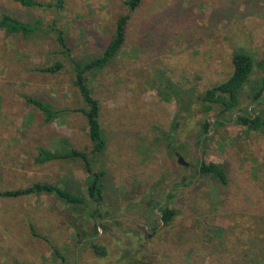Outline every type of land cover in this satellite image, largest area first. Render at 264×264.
Listing matches in <instances>:
<instances>
[{
	"label": "rangeland",
	"instance_id": "1",
	"mask_svg": "<svg viewBox=\"0 0 264 264\" xmlns=\"http://www.w3.org/2000/svg\"><path fill=\"white\" fill-rule=\"evenodd\" d=\"M124 1L64 0L57 9L0 0V14L43 28L27 36L0 29V191L42 181L86 194L81 160H34L37 146L54 149L62 136L105 172L102 200L87 206L50 193L0 197V264H230L228 251L213 249L212 232L264 215V135L235 124L237 112L203 134L219 107L204 110L198 98L231 74L234 50L264 57V0H142L116 57L87 73L107 140L93 156L72 63L49 27L63 30L75 60L94 58L127 11ZM56 61L57 72L37 70ZM261 75L255 66L241 107L264 117V94L248 97ZM23 95L60 115L46 122ZM201 161L222 163L227 183L200 175ZM162 205L176 210L168 224Z\"/></svg>",
	"mask_w": 264,
	"mask_h": 264
},
{
	"label": "trees",
	"instance_id": "2",
	"mask_svg": "<svg viewBox=\"0 0 264 264\" xmlns=\"http://www.w3.org/2000/svg\"><path fill=\"white\" fill-rule=\"evenodd\" d=\"M23 6L30 7H63L64 0H52L42 2L39 0H13ZM127 11L116 19L115 29L112 37L105 45L99 55L88 60H75L69 47L66 44L63 30L52 23L49 27L55 35L56 43L59 51L64 53L72 63L74 72V85L77 87L79 94L84 102V107L79 109L85 117L88 137L90 140V154L97 156L102 153L107 145V140L100 121V103L97 98L92 95L91 87L88 83L87 73L98 71L108 66L116 57L121 49L125 37L126 29L131 17V12L134 11L142 2V0H125ZM41 21L35 22L23 21L14 15L2 12L0 14V29H3L7 34H21L27 36L43 30ZM232 72L223 81L207 88L198 96L203 104L204 110H209L214 106L219 107L217 117L213 122L204 120L202 123V133L209 131L210 126L221 124L224 122L223 117L230 112H237L233 118L235 124L245 127L248 130L260 131L264 135V117L260 112H255L247 106H242V97L244 86L249 82L250 76L254 67H258L262 73L256 84L250 85L249 99L252 101L259 100L264 94V57L255 60L253 56L243 50H234L231 54ZM62 68V63L56 61L52 65L37 68L39 71L54 73ZM26 103L32 104L44 114L46 122L58 117L60 110L54 109L49 103L29 95H23ZM168 99V98H167ZM78 159L84 164L87 172L86 179V194H83L78 189L72 190L68 185L59 186V184L36 181L32 184L15 189H6L0 191V197H17L31 194L50 193L56 195L61 201L72 206H87L91 203H98L103 198V181L105 172L103 169H95L92 164V159L86 151L80 150L71 145L63 136L59 138L58 147L46 148L37 146L34 160L36 163H43L51 160H71ZM198 173L206 175L212 179L219 181L221 184L227 183V175L225 167L222 163L203 162L198 166ZM161 220L164 224L172 221L176 214L174 208H168L166 205L160 206ZM250 221L245 226L235 227L230 224L225 227H218L212 232L213 234V249L219 251H228L231 254L230 264H264V215L253 214L250 216ZM239 226V225H237ZM97 231L96 225H94ZM241 229V235L236 234V231ZM234 229V231H233ZM91 249L97 253L104 255L105 249L92 240L90 242ZM53 252L56 257H59L62 263L65 262V256L62 252L53 247Z\"/></svg>",
	"mask_w": 264,
	"mask_h": 264
},
{
	"label": "water",
	"instance_id": "3",
	"mask_svg": "<svg viewBox=\"0 0 264 264\" xmlns=\"http://www.w3.org/2000/svg\"><path fill=\"white\" fill-rule=\"evenodd\" d=\"M178 162L184 165L187 164L180 156L178 157Z\"/></svg>",
	"mask_w": 264,
	"mask_h": 264
}]
</instances>
